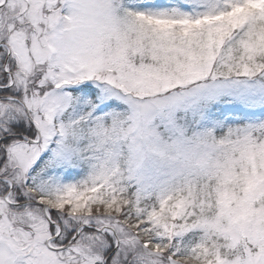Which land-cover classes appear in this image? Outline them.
Here are the masks:
<instances>
[{
	"label": "snow or ice",
	"instance_id": "snow-or-ice-1",
	"mask_svg": "<svg viewBox=\"0 0 264 264\" xmlns=\"http://www.w3.org/2000/svg\"><path fill=\"white\" fill-rule=\"evenodd\" d=\"M0 264H264V0H0Z\"/></svg>",
	"mask_w": 264,
	"mask_h": 264
}]
</instances>
